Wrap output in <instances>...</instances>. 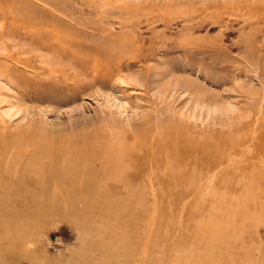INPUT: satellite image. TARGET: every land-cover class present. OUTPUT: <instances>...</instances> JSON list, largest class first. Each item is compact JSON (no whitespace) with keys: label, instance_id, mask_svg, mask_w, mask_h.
<instances>
[{"label":"rangeland","instance_id":"1","mask_svg":"<svg viewBox=\"0 0 264 264\" xmlns=\"http://www.w3.org/2000/svg\"><path fill=\"white\" fill-rule=\"evenodd\" d=\"M24 1L31 34L22 24L0 22V55L29 60L0 73V152L3 139L16 141L7 159L17 147L32 152L37 144L82 135L95 138L91 143L142 139L152 155L129 169L141 174L140 188L109 192L123 201L116 224L106 228L112 231L107 244L121 255L118 264H145L146 258L193 264L212 239H221L233 261L249 254L252 264H264V0ZM39 36L56 50L42 47ZM57 44L67 50L62 57ZM102 45L117 49L123 66L113 60V76L98 83L76 74L72 50ZM40 67L60 68L62 78L41 74ZM71 75L84 86H67ZM204 144L217 158L212 169L201 153L190 160L176 151ZM169 173H192L195 191L157 184L155 204L146 180ZM100 211L94 209L95 219L103 218ZM211 223L210 234L200 235L198 227ZM76 241L70 222L53 220L31 250L41 249L42 263L54 264L69 260ZM7 247L16 249L12 241ZM85 252L90 264L104 258ZM9 263L34 264L25 258Z\"/></svg>","mask_w":264,"mask_h":264},{"label":"bare ground","instance_id":"2","mask_svg":"<svg viewBox=\"0 0 264 264\" xmlns=\"http://www.w3.org/2000/svg\"><path fill=\"white\" fill-rule=\"evenodd\" d=\"M25 3L27 2L24 0H0V22L3 27L12 22L13 26L22 24L25 29H30V34L33 32L31 30L32 20L29 21L32 19V15L24 11L22 7ZM40 36L36 41H39L38 43L42 47L49 49L51 52L56 50L50 47L49 43H43ZM58 48L62 57L67 50L62 45H58ZM116 50L113 46L105 45L85 49V51L74 49L72 50L73 64L75 65L73 70L76 74L80 71L85 76H91L96 83L99 80L111 77L114 74L111 64L113 60H117L116 63L120 67L123 66L121 65L123 62L118 60V54L115 55V52L118 51ZM13 59L14 55L11 52L7 53L5 57L0 55V73L4 74L3 71L14 70L12 64L14 61L22 65H29V60L25 62L20 57ZM40 68L41 72L39 73L43 75L62 78L58 70L60 68ZM68 80L72 81V83L66 84L69 87H81L83 85L79 75H71ZM82 136L83 138L74 141H47L44 144H37L32 151L34 155L27 148L18 149L17 147L14 148L15 151L9 159L6 158V155L10 153L11 145L15 144L16 141L10 140L7 142L6 139H3L6 146L2 147L3 151L0 152V263L10 264L9 262L25 258L34 264H45L42 263L40 258L43 251L41 249L31 250V247L34 245L37 234L45 231L53 220L67 221L72 224L77 232L76 244L79 248L70 251L69 260L66 257V261L63 258L54 264H90L91 261L89 262V256L85 250H89L92 256L96 254L98 257H104L103 260L98 259L100 261L95 264L119 263L121 255L118 254L116 247H112L111 243L107 244V240L112 239L110 236L112 231H108L106 228L114 223L116 224V209L118 210L123 205L121 204L123 201L115 200L109 192L121 193L123 190L133 192L136 191L135 189L140 188L141 183L139 181L143 180L141 174L132 170L144 164L141 161L151 153L145 145V141L143 142L142 139L138 140L131 136H127L128 140L126 141L101 139L94 143H91L90 140H95V138L89 140L84 137L85 135ZM174 142L172 145L175 144ZM177 146H180V144ZM164 150L165 147L161 149V151ZM169 151L171 153L173 150L169 149ZM176 151L180 157L183 155L184 158L190 160H192L191 157L195 152L201 153L204 159H207L208 164L211 165L209 168L214 167L217 159L214 160V149L212 150L211 144H204L201 147H179ZM127 163L130 166H127ZM130 167H132V170H129ZM254 173L256 174V172ZM188 174L169 173L168 176H165V179L158 182H155L153 177L150 176L146 182L152 188V202L154 200L153 203L158 204L160 201L159 195L155 193L156 196L154 195L155 199H153V192L157 191V184L165 190L170 187L175 188L174 191L179 188H190V190L193 188L191 190L193 194L195 180L189 179L190 175H193L192 173ZM260 187L264 190V177L261 179ZM189 192L188 190L186 195H191ZM184 204H188V202ZM260 205L264 208V200L260 202ZM95 208L101 209L99 213L97 212L98 214H104L100 220L94 218L96 216ZM84 213L92 216H84ZM92 218L95 220L94 225L91 221ZM198 228L199 234L204 236L210 234L209 232H211L213 226L211 223L206 227L202 225ZM96 230L99 232L94 233ZM10 241L16 248L14 251L8 250L7 244ZM220 242L221 239L217 241L212 239L207 243V251L200 253L193 264H252L253 260L251 261L252 258L250 259L249 254L233 261L229 253L225 251L226 245H220ZM201 243L202 241L199 244ZM238 243L243 245V241ZM215 252L216 255H214ZM135 255L136 252L132 254L133 257L130 262L136 261ZM149 260L146 258L145 264H155L152 258Z\"/></svg>","mask_w":264,"mask_h":264}]
</instances>
